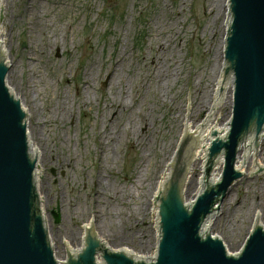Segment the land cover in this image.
<instances>
[{
	"label": "rangeland",
	"instance_id": "rangeland-1",
	"mask_svg": "<svg viewBox=\"0 0 264 264\" xmlns=\"http://www.w3.org/2000/svg\"><path fill=\"white\" fill-rule=\"evenodd\" d=\"M6 2L3 30H7L10 87L43 146L39 187L58 259H62L60 241L67 247L76 245L88 215L94 234L114 249L122 246L151 254L150 199L156 189L151 184L163 160L161 147L172 142L174 146L185 104L187 117L193 115L196 125L200 112H208V102L199 109L200 95L212 86L218 14L222 16L224 1ZM45 37L56 38L57 45L44 47ZM163 42L164 70L173 76L156 89L149 83L142 57H152ZM112 69L127 81V104L133 110L131 123L127 113L117 118L116 125L125 129L115 133L116 143L104 139L110 132L105 127L110 114L103 117L105 105L111 97L120 99L110 78ZM141 117L149 121L152 136L137 143L133 131L140 132ZM108 149L109 161L104 156ZM259 160L264 164V140ZM160 171L158 182L163 168ZM139 178L144 184L140 187ZM235 184L228 190L214 231L226 245L235 246L233 251L247 237L251 214L258 212L264 221V171L243 176ZM53 212L60 215L59 224Z\"/></svg>",
	"mask_w": 264,
	"mask_h": 264
},
{
	"label": "water",
	"instance_id": "water-1",
	"mask_svg": "<svg viewBox=\"0 0 264 264\" xmlns=\"http://www.w3.org/2000/svg\"><path fill=\"white\" fill-rule=\"evenodd\" d=\"M8 73L0 0V264H264L258 212L251 214L237 254L227 253L219 237H210V219L219 216L230 187L264 171L258 166L264 130V0L223 2L208 112H200L201 121L191 127L184 106L170 160L150 199L149 255L110 252L92 228L84 239L85 227L92 224L88 215L67 262L64 241V263L55 259L43 198L36 195L39 149L28 144L29 117L6 80ZM159 211L158 255L147 263L158 241ZM53 214L59 224L60 215Z\"/></svg>",
	"mask_w": 264,
	"mask_h": 264
},
{
	"label": "bare ground",
	"instance_id": "bare-ground-1",
	"mask_svg": "<svg viewBox=\"0 0 264 264\" xmlns=\"http://www.w3.org/2000/svg\"><path fill=\"white\" fill-rule=\"evenodd\" d=\"M6 3H7L6 0H3V12H5ZM222 7L223 6H221L220 9H222ZM211 12L213 13V11H211ZM218 15H219V18H221V15L220 14H218ZM215 23H216V20H215ZM6 32H7L6 29L3 30V56H4V60H5L6 66L9 67L8 50L6 48V39H5ZM44 40H45L44 47H48L50 45H52V47H53V46H56L57 43H58V40L56 38L53 39L54 41H50L48 38L45 37ZM165 46H166V44L163 42V43H161L158 46L157 53H155L152 57L148 58L147 54H144L143 57H142L143 58L142 59L143 63L144 64L147 63L146 69L148 70L147 77L149 79V83L150 84L155 83V88L156 89H160L164 85V83L167 84L170 81V79L172 78V76H173L172 73H170L168 71L166 72L164 70V65H165L164 61H166V57H165V55H166V47ZM213 73H214V67H213V69L211 71V74H213ZM109 74H110V78H111V81H112V85L119 88L120 99H117L116 97L115 98L111 97V103L107 102L106 105H105V109L107 111L103 112V117L104 116L106 117L108 113L110 114V117H109V119H108V121H107V123L105 125L106 129L108 131H110V132L104 133V136H105L104 139L107 142L108 141L109 142L114 141V143H116L119 140V138L115 137V133L117 134L118 131L125 129L124 126H119L118 127L116 125L117 124V118L119 116H121L122 114L127 113L128 114V123L129 122L131 123V118L133 116L132 115L133 110L131 109V106L127 104V97H128L127 96L128 95L127 94V85L125 86L127 81L122 76L118 75V73H117V71L115 69L110 70ZM11 76H12L11 73H8L7 78H6L7 82L9 83V85H10V77ZM211 87H212L211 85L208 86V91L206 92V94L200 95L201 96V101L199 103V109L200 110L201 109L203 110L204 108H206L207 107L206 106L207 102L209 103V101H210ZM13 92L15 93L14 90H13ZM15 95H16V97L18 99V95L17 94H15ZM136 99L137 98H133L134 101H136ZM20 104L22 105V107L24 106L22 104V102H20ZM58 105H60V103H58ZM208 106H209V104H208ZM23 109L25 110L27 116L29 117V113L27 112L25 107H23ZM59 109L62 112H64V111L66 112V107H64V106H59ZM177 117H181V113L177 114ZM195 120H196V118L193 117V115L190 114L187 117L186 124H188L191 127H195L196 126V124H194ZM140 122H141V126H140V123H139L140 132L136 133L135 130L133 131L134 135L137 137V143L139 142V140H141L142 142H145V141L147 142L148 139L152 136V134L149 133V130L152 128L150 123H149V121L146 120L145 117L144 118L141 117ZM30 125H31V121L28 122L26 120L25 121V126H26V129H27L28 144L31 147L39 149V153H38V167H37V169L40 171V175H39L36 195H41V193H40L41 189L39 187V184L41 183L40 179L42 178V173H43L42 169H41V165H42V162H44V160H45V155H44V152H42L43 146H42V144L40 142H38V139L36 138V134L31 131ZM113 131H115V132L113 133ZM263 140H264V130L261 132L260 145L262 144ZM171 144H169L165 148L161 147L163 160H162L161 165L157 167V171H156L157 174H160V172H161L160 169H162V168H163V171H164V167H165L164 163H166V161L168 159L167 158L168 154L171 155L172 150H173V146H171ZM108 152L109 153L106 152L104 154V156H105L107 161H109L111 159V153L110 152H112V151H110L108 149ZM261 165H264V164L259 160L258 166H261ZM157 174H156V179H155L156 181L152 180V184H151L154 187H156L157 184H158ZM140 185H144V184L141 182V179L139 178L138 186L140 187ZM235 185L236 184H234L233 186H235ZM41 188H42V185H41ZM226 202L227 201H224L223 206H224V204ZM43 203H44V200H43ZM223 206H222V208H223ZM222 208H221L220 214H222V212H223ZM220 217H221V215L218 216V217L210 219V237H219L220 241L224 244V247H225L227 253L237 254L243 243L240 244L237 247L236 251L235 250L233 251L232 248L235 247L234 245H232V246L226 245L225 241L219 235H216L214 233L215 229L218 227V223H219ZM257 221H259L260 223H262L264 225V221H263V219L260 221V216L259 215L257 217ZM93 222L94 221H92V224H93ZM48 227H49V225H48ZM249 230H250V228L246 231V235H248ZM49 232H50V229H49ZM50 237H51L52 246H54V244H53L54 237L52 236L51 232H50ZM99 239H100L101 242H103V243H105V244L110 246V251H112L114 249V246H112L108 242H105V240H103V238L102 239L99 238ZM71 247H67V249H69ZM53 250H54V256L58 259L57 249L53 247ZM122 252L127 253V254L132 255V256L140 255V254L136 253L135 251H133L132 249H129V248H123ZM58 260H60V263H63L62 259H58Z\"/></svg>",
	"mask_w": 264,
	"mask_h": 264
}]
</instances>
